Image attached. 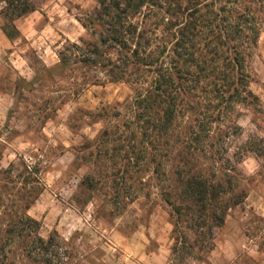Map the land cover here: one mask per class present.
I'll list each match as a JSON object with an SVG mask.
<instances>
[{
  "label": "rangeland",
  "instance_id": "obj_1",
  "mask_svg": "<svg viewBox=\"0 0 264 264\" xmlns=\"http://www.w3.org/2000/svg\"><path fill=\"white\" fill-rule=\"evenodd\" d=\"M192 1L205 19L196 56L211 59L220 32L225 56L241 45L242 81L230 100L232 92L213 91L214 75L191 93L181 81L174 119L162 127L161 114L146 117L137 102L154 92L155 73L166 69L176 83L186 0H135L151 65L118 82L80 62L97 44L88 25L97 0L58 1L52 14V0H30L44 32L11 49L20 65L8 54L0 62V264H264V0ZM189 166L229 177L244 196L204 252L186 251L179 238L195 235L163 200ZM20 219L21 235L11 237Z\"/></svg>",
  "mask_w": 264,
  "mask_h": 264
},
{
  "label": "trees",
  "instance_id": "obj_2",
  "mask_svg": "<svg viewBox=\"0 0 264 264\" xmlns=\"http://www.w3.org/2000/svg\"><path fill=\"white\" fill-rule=\"evenodd\" d=\"M186 1L187 7L190 6L186 21L190 20V23L186 22L187 24L181 29L180 41L175 45L178 51L181 50V54L178 51L175 53L178 61V65L174 63L176 83L171 75H165L168 73L166 69L155 73L158 79L154 83V92L147 93L137 102V106L145 112L144 116L153 117L156 113L161 114L157 123L162 127L171 124L174 119L175 103L179 101V96L184 91V87L179 86L181 81L193 84L192 89H188V93H191L208 78V74L214 75V82L210 84L213 91L219 94V98H224V95L232 92L228 96L229 100L233 99V96L235 99L237 86L242 81L241 53L238 50L241 45L236 44V47L232 49L231 58L225 56L217 49L219 46L223 47L220 32L214 37L217 45L211 49V54L207 52L211 59L196 56L195 52L199 53V49L193 41L195 38L198 39L201 31L205 29V19L198 8L200 4L196 6L192 0ZM134 2L135 0H97L98 9L89 20L88 25L91 26L92 35L97 38V44L89 45L90 48L85 51L80 62L85 66L99 65L104 69L106 77L114 82L128 81L140 71V67L151 65L152 40L144 29L141 30L134 24L135 16L140 13V8L138 10ZM5 3L4 15L7 21L2 26V30L6 38L11 41L19 35L12 25L13 20L35 11V8L30 0H5ZM179 6V2H175V13L179 14ZM80 24L84 29L87 28L85 23L80 22ZM231 33L234 36L231 38L228 36V39L235 41L241 32L235 28ZM71 47L77 48L75 44ZM106 51H111L108 55L112 53L116 60L104 58V56L109 57ZM59 62L60 68H64L66 59L61 53ZM186 68H193L195 72L192 74L186 71ZM142 119L143 116L139 115L138 120L142 121ZM144 121L147 125L151 124L149 118H144ZM173 182V188L164 193L163 200L171 207L176 224H185L186 228L195 235L193 241L189 243L185 240L187 238L182 237L179 240L181 239L186 251H193L195 248L201 252L206 249L211 250L212 244L209 242L212 239L213 228H220L223 225L227 211L240 205L244 196L235 194L236 185L232 184L229 177L225 176V179H222L213 175L205 176L191 166L177 170ZM20 222L21 219L11 226V230V227L7 230L11 237H20L19 232L22 227ZM24 223L38 225L29 218L22 222ZM38 243H42V240L39 239Z\"/></svg>",
  "mask_w": 264,
  "mask_h": 264
},
{
  "label": "crops",
  "instance_id": "obj_3",
  "mask_svg": "<svg viewBox=\"0 0 264 264\" xmlns=\"http://www.w3.org/2000/svg\"><path fill=\"white\" fill-rule=\"evenodd\" d=\"M58 1L62 0H52L51 6L46 5L48 8V13L52 14V11L59 12L60 4ZM58 8V9H57ZM6 10V3L5 0H0V62L3 59L4 55H9L14 57L11 61L14 64L20 65L21 55L20 52L11 51V49L16 46L17 44L21 43L23 40H27L31 33H42L45 29L43 22H41V18L43 17L42 14L38 13L36 10L28 13L22 17H19L13 20L12 25L18 32V37L14 40H8L3 33L2 26L6 23L7 19L4 15ZM52 10V11H50ZM41 17H39L38 16ZM58 15V14H57ZM68 15V12H67ZM55 19V18H54ZM57 20V19H56ZM16 58L18 60H16Z\"/></svg>",
  "mask_w": 264,
  "mask_h": 264
}]
</instances>
